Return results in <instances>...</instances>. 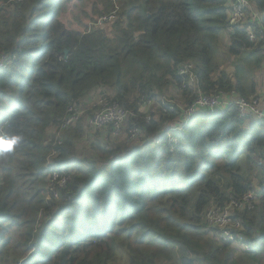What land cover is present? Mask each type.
<instances>
[{
	"label": "trees",
	"instance_id": "1",
	"mask_svg": "<svg viewBox=\"0 0 264 264\" xmlns=\"http://www.w3.org/2000/svg\"><path fill=\"white\" fill-rule=\"evenodd\" d=\"M72 1L0 0V54H17L0 70V109L14 100L0 112V139L22 137L11 152L0 151V264H240L239 247L209 238L202 213L254 185L258 203L237 215L247 236L264 242V119L240 117L236 106L200 111L176 132V148L153 144L199 90L264 96L253 75L263 66L264 0H252L240 20L229 0H96L103 5L96 12L118 8L117 17L111 29L83 31L61 20ZM220 37L233 71L219 61ZM185 64L197 85L180 75ZM172 86L178 99L166 97ZM94 94L139 114L155 110L138 121L142 145L87 128L92 107L82 104ZM73 107L80 119L62 131ZM135 122L128 118L126 135ZM80 147L92 155H78ZM242 160L247 178L239 174ZM52 168L70 176L58 198L46 199ZM263 247L243 251L264 264Z\"/></svg>",
	"mask_w": 264,
	"mask_h": 264
},
{
	"label": "built area",
	"instance_id": "2",
	"mask_svg": "<svg viewBox=\"0 0 264 264\" xmlns=\"http://www.w3.org/2000/svg\"><path fill=\"white\" fill-rule=\"evenodd\" d=\"M232 18L240 20L244 16V11L247 7L251 6L252 0H229ZM254 17H258V12H253ZM264 35V30H263ZM250 38L256 40L255 31H250ZM17 59V54H0V70L7 69ZM180 75H188L190 77L189 84L197 85L198 81L196 75L192 72V65L185 64L180 67ZM187 87L183 85L181 88L185 90ZM167 101V99H166ZM150 102V101H148ZM236 106L238 108L240 117L243 118H261L264 119V96H252L250 98L239 97L235 95V92H225L215 94H206L202 91H198L197 97L192 102L181 106L179 118L176 123H167L166 127L161 130V133L155 137V145H163L164 140L176 148L180 143V138L176 132L182 130L187 126L193 117L202 110H205L208 114H215L220 110L227 107ZM70 114H67L63 118L60 125L62 131L68 130L76 121L80 119L82 111L78 108H70ZM155 110H151L146 114H139L137 111L127 109L120 105L118 102L113 101L107 94L98 96L92 115L87 120V125L97 130H107L113 137L127 136L129 140L135 142L137 145H142L145 140V134L140 126L142 121L148 122L151 120L152 114ZM134 118L135 123L128 129L127 135L124 133L128 118ZM138 121L140 123H138ZM123 134V135H122ZM166 135V139L162 136ZM58 143L61 144L63 139L61 135L58 136ZM55 152H52L51 156ZM58 172V174L56 173ZM68 174H61L60 169L53 168L51 172V178L53 179L52 191L58 192V187L65 188L69 179ZM57 183V185L55 184ZM251 190L244 194L240 199H230L224 205L219 203L214 204L205 213V223L213 231V235L221 244H229L239 247L247 252H255L264 242L259 239H250L245 230L242 219L237 215L246 209L251 210L256 204L258 194L255 191L254 185L251 186ZM254 188V189H253ZM253 190V191H252ZM264 248V247H263Z\"/></svg>",
	"mask_w": 264,
	"mask_h": 264
},
{
	"label": "rangeland",
	"instance_id": "3",
	"mask_svg": "<svg viewBox=\"0 0 264 264\" xmlns=\"http://www.w3.org/2000/svg\"><path fill=\"white\" fill-rule=\"evenodd\" d=\"M95 6L98 9H100V10L103 9V5L101 3H99V1H96V0H87V1L86 0H73L67 6V10L65 12H63V14H61V20L66 24L67 27H69L71 29L82 30V31L83 30H86V29H91V28L99 27L100 24H102L101 26H104L107 29H111L112 28V25H113L112 22L117 17L116 13L118 11V8L114 12H112L111 14L100 15L98 12L95 11ZM219 40H220L219 45H218V47H219V61H220V63H222V68L223 69H226L228 71H233L232 70V67L233 66L230 64L229 58L226 59L227 56L225 55L226 42H224V40L221 41V37L219 38ZM262 58H263V66L261 67V69L257 70L255 73L253 71V75L255 76L256 80L259 83V87H261L262 85L264 86V51H262ZM174 93L177 94V95L175 96ZM178 93H179V89L176 88V87H174V86H172V87H170V90L166 93V97H170V98L175 97V98L178 99V96H179ZM97 98H98V96L97 95L95 96V94H94L93 97L90 100V103L88 101L86 104H82V105L91 106L93 103L96 102ZM13 104H14V100L13 101H9L7 103L5 102V104H2V107L0 109V112L2 114H4V113L10 111ZM72 126L69 128V130L72 128ZM87 128H89L93 132L96 131L95 129H92L89 126ZM55 130H56V128L53 127V128H51L49 130V132L54 133ZM97 131H101V130H97ZM105 131H107V130H105ZM52 133H48V136L50 137V139L53 138ZM66 133H65V135H66ZM105 134H108V132H105ZM122 137H124V136H122ZM120 140L123 141L124 139H120ZM63 141H64V139H63ZM127 141L130 142L131 144L135 143V142H132L131 140H127ZM80 153L81 154H85V155L87 154V156H88L91 152L87 151L86 148L80 147L78 149L77 154L80 155ZM90 155H92V154H90ZM50 157H51V155H48V157H47V163H48V165L50 164L49 163ZM242 158H244V157H242ZM52 170H53V168H52ZM52 170H51V172H52ZM60 172H61V174H65L64 170H60ZM56 173L58 174V172H56ZM239 174L242 175L245 178L248 177V172H247L246 166L244 165L243 160H242V162L240 163V166H239ZM215 179L218 182V184L221 186L222 192L224 194H228L230 192V189H229L230 188V185H229L226 177L218 176ZM228 180H230V179L228 178ZM55 184L57 185V183H55ZM52 185H53V179L51 178V174H50L49 175V178L47 179V185H46V187H47L46 199L58 198L57 197L58 196V193L56 194V192H53L52 191ZM56 202L59 203L60 201H56ZM195 202H196V199L194 201V204H195ZM194 204L192 203L190 205V208L188 209V212H189L188 213V217H191L193 215ZM214 204H216V202L215 201H212L208 205V207L204 210V212L202 213V224L204 226H206V228L208 230V236H209V238H212L218 245H222L217 240V238L215 237V235L212 234L213 231L207 226V224L205 223V219H204L205 218V214H206L205 212L208 209H210L212 206H215ZM38 217L39 218H43L44 215H42L40 213L38 215ZM246 229H247V227L245 226V230ZM230 246H232V245H230ZM262 252H264V249L261 250V253ZM245 253L246 252H244L240 248H237L236 249L235 256L238 257V259L240 260V264H252V263L253 264H256V263H254L253 260H251L250 258H248L245 255Z\"/></svg>",
	"mask_w": 264,
	"mask_h": 264
},
{
	"label": "clouds",
	"instance_id": "4",
	"mask_svg": "<svg viewBox=\"0 0 264 264\" xmlns=\"http://www.w3.org/2000/svg\"><path fill=\"white\" fill-rule=\"evenodd\" d=\"M21 141H22V137L19 135H13L7 139H0V151H3L4 153L11 152L14 149V147L17 144H19Z\"/></svg>",
	"mask_w": 264,
	"mask_h": 264
},
{
	"label": "crops",
	"instance_id": "5",
	"mask_svg": "<svg viewBox=\"0 0 264 264\" xmlns=\"http://www.w3.org/2000/svg\"><path fill=\"white\" fill-rule=\"evenodd\" d=\"M264 93V86L262 85L261 87H260V89H259V94H263ZM264 95V94H263ZM92 98V97H91ZM91 98L89 99H86V101L88 102L89 101V103H90V100H91ZM94 104L95 103H93L90 107H92V112L94 111ZM203 112H205V111H201V113H203ZM102 131V130H101ZM104 132H108V131H105V130H103ZM101 138H103V135L101 136Z\"/></svg>",
	"mask_w": 264,
	"mask_h": 264
},
{
	"label": "water",
	"instance_id": "6",
	"mask_svg": "<svg viewBox=\"0 0 264 264\" xmlns=\"http://www.w3.org/2000/svg\"><path fill=\"white\" fill-rule=\"evenodd\" d=\"M65 53H66V56H67V54H68V50L67 49L65 50Z\"/></svg>",
	"mask_w": 264,
	"mask_h": 264
},
{
	"label": "bare ground",
	"instance_id": "7",
	"mask_svg": "<svg viewBox=\"0 0 264 264\" xmlns=\"http://www.w3.org/2000/svg\"><path fill=\"white\" fill-rule=\"evenodd\" d=\"M19 58V57H18ZM27 87V86H26Z\"/></svg>",
	"mask_w": 264,
	"mask_h": 264
}]
</instances>
